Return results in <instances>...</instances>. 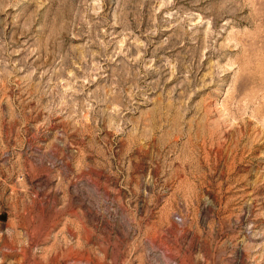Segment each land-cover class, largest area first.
<instances>
[{"label": "rangeland", "instance_id": "obj_1", "mask_svg": "<svg viewBox=\"0 0 264 264\" xmlns=\"http://www.w3.org/2000/svg\"><path fill=\"white\" fill-rule=\"evenodd\" d=\"M0 264H264V0H0Z\"/></svg>", "mask_w": 264, "mask_h": 264}]
</instances>
